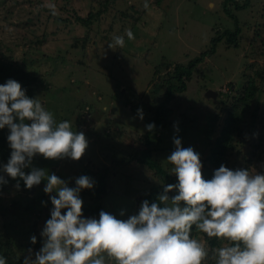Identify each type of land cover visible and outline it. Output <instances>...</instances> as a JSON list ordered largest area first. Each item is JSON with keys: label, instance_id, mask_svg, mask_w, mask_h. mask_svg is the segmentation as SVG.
Instances as JSON below:
<instances>
[{"label": "rangeland", "instance_id": "1", "mask_svg": "<svg viewBox=\"0 0 264 264\" xmlns=\"http://www.w3.org/2000/svg\"><path fill=\"white\" fill-rule=\"evenodd\" d=\"M99 1H111L99 20L91 28L79 23L76 17L97 11ZM222 1L0 0V55L25 61L43 79L36 94L45 109L57 123L69 121L72 130L82 132L88 141L79 160L45 159L38 154L23 171L43 169L68 187L88 176L94 185L79 193L83 217L98 219L105 211L127 219L138 214L151 189L165 182L137 158L149 149L175 184L167 157L175 150L173 139L179 138L182 147L199 154L204 176L209 166L206 157L227 110L254 76L258 90L245 106L241 133L227 157L231 170L264 174V79L256 74L264 73V0H249L240 10L231 7L241 27L238 45L230 46L224 37L213 53L196 64L186 89L171 94L168 125L151 134L149 143L145 140L148 121L172 85L167 82V68L172 74L177 63L187 65L209 47L212 37L235 27ZM50 4L55 5V15ZM128 30L134 39H128ZM117 36L124 39L122 47L114 45ZM3 176L7 183L0 185V255L6 259V252L14 250L16 256L26 258L31 249L34 259L53 208L49 197L55 193L43 191L46 180L27 189L23 180ZM102 187L105 192L96 199ZM198 239L210 249L224 243L217 239L210 246L203 235ZM203 264H215L211 252Z\"/></svg>", "mask_w": 264, "mask_h": 264}, {"label": "clouds", "instance_id": "2", "mask_svg": "<svg viewBox=\"0 0 264 264\" xmlns=\"http://www.w3.org/2000/svg\"><path fill=\"white\" fill-rule=\"evenodd\" d=\"M48 7L55 15V5ZM126 34L134 39L131 30ZM123 44V37H114L115 46ZM137 111L142 119V110ZM6 126L11 152L0 171L23 180L27 189L46 180L43 191L55 193L49 197L53 208L41 232L42 247L34 259L29 249L23 264H203L210 252L215 264H264V174L231 170L222 164L205 180L199 154L174 138L175 150L167 162L177 183L164 187L159 203L145 200L138 214L127 219L105 211H100L98 219L84 218L79 193L93 187L90 177L82 175L75 187H68L43 169L32 167L27 174L23 169L38 154L45 159L79 160L88 146L85 135L73 131L67 120L57 123L52 112L26 96L12 79L0 85V129ZM146 127L152 130L155 125ZM6 183L0 175V185ZM172 191L177 194L170 198ZM193 228L223 245L210 249L192 237ZM30 239L36 243L35 236ZM0 264H6L2 255Z\"/></svg>", "mask_w": 264, "mask_h": 264}, {"label": "trees", "instance_id": "3", "mask_svg": "<svg viewBox=\"0 0 264 264\" xmlns=\"http://www.w3.org/2000/svg\"><path fill=\"white\" fill-rule=\"evenodd\" d=\"M161 0H155L159 3ZM223 9L225 13L230 16L235 22V27L233 29H226L221 34H218L211 39L209 47L204 49L197 56H194L188 61L187 65H182L177 63L171 70L167 68L168 78L171 86L168 89L164 101L160 102L154 111L153 117L148 121V124H154L155 127L152 130H147L145 134V140L149 143V136L153 133H160L168 125L170 117L172 115V109L168 106L169 101L172 99L171 94L174 92H181L186 89V83L191 79L192 72L197 63L201 62L204 57L210 53H213L216 50L217 44L222 38L225 37L226 42L231 46H237L238 37L241 34V27L238 21V16L231 11V7L235 9L245 8L249 0H223ZM100 8L97 11L90 10L87 15H78L76 18L84 26L91 28V25L107 10L108 5L111 1H99ZM149 6L148 2L145 5V9ZM123 13V12H122ZM41 41L42 39H37ZM251 66V65H250ZM257 76L263 80L264 73L263 71L257 72ZM164 79L165 81L168 79ZM12 79L20 83L23 90H25L26 96L33 99H38L36 94V87L39 83L43 82V79L36 73H33L25 61H16L13 59H6L0 55V85L6 83L7 80ZM172 79L175 81L171 82ZM178 81V83H176ZM159 86H156L154 90L158 89ZM258 90L257 81L254 76L249 77L245 85L239 91V96L235 103H232L231 107L227 110V115L225 116L224 123L221 126L219 134L214 140L213 146L211 148L210 154L206 157V160L209 162V166L206 168V172L203 176L205 180L212 178V175L216 169H218L222 164L229 168L228 165V154L233 147V140L235 136L241 133V122L244 119V110L248 102L254 98ZM218 114L215 115V118H218ZM9 135V129L7 126L3 129H0V166L7 163L10 158L11 149L9 148L7 136ZM137 160L140 163L146 164L151 169L155 170L156 174L165 180L161 188L151 189L147 194V200L149 203L157 202L158 196L163 193L164 187L169 184H173L174 178L170 175L167 169L163 168L162 165L151 155L150 150L148 149L143 157H138ZM4 173L0 171V175ZM100 192L96 193V199H100L103 196L104 188L99 189ZM169 197L173 196V191L168 193ZM98 208V205L97 207ZM94 210V209H93ZM96 210V209H95ZM204 236L210 246L216 244L217 238H208L206 234L198 233L195 228L192 230V237L198 239L200 236ZM6 264H23L25 257L16 256L14 250H8L6 252Z\"/></svg>", "mask_w": 264, "mask_h": 264}]
</instances>
